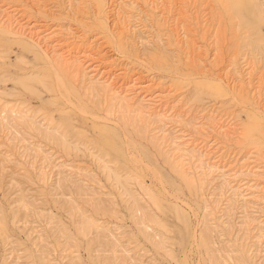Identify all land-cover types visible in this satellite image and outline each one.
<instances>
[{"label":"rangeland","instance_id":"obj_1","mask_svg":"<svg viewBox=\"0 0 264 264\" xmlns=\"http://www.w3.org/2000/svg\"><path fill=\"white\" fill-rule=\"evenodd\" d=\"M77 1L0 0V13L37 32L73 29L81 45L95 46L80 54L86 79L103 73L117 86L150 87L139 98L164 97L155 106L173 108L181 124L163 126L168 137L191 134L182 146L204 144L198 152L207 150L209 167L227 174L261 167L264 187V0H167L171 27L140 3L127 43L110 34L111 0ZM6 35L0 31V264H264V237L255 242L260 227L264 233V193L245 202L221 194V173L177 168L173 146L155 144V125L83 81L72 52L78 42L54 66L38 47L23 46L29 38ZM233 67L250 74L244 93L217 79ZM211 115L230 129L193 135L194 118Z\"/></svg>","mask_w":264,"mask_h":264},{"label":"bare ground","instance_id":"obj_2","mask_svg":"<svg viewBox=\"0 0 264 264\" xmlns=\"http://www.w3.org/2000/svg\"><path fill=\"white\" fill-rule=\"evenodd\" d=\"M79 1H77V2H79ZM74 2H75V0H69V3H70L69 5L71 6V8L73 5H75ZM167 2H168L167 0H111L110 7H111V12L114 15V19H113V23L115 25L114 30H116V36L114 34V30L111 31L112 32V33H110L111 36L113 37V39L115 38L117 41H120V40L123 41V39L127 37L128 33L131 34L136 30V28L138 27L136 23L139 24L140 23L139 19H141V18L140 17L135 18L133 13H137L136 15H138V16L141 15L142 11L140 9V3L142 5L145 4L146 6H148L150 8V11H151L150 17L154 18L155 14L157 12L161 13L162 17H160L158 19L159 25L171 27V21L168 19L169 16L166 17L163 14L164 13L163 11L165 10L166 7L164 6L165 8L164 9L162 8V6L166 5ZM81 3L84 4V1H81ZM78 6H77V10L79 8ZM74 8H73V10H74ZM166 9H168V8H166ZM84 12H85V9H84ZM84 12L82 11V13H80V12L78 13V15H80L79 17H81L80 19H82V20L85 17H87V16H85ZM166 12L169 13L170 12L169 9ZM108 20H109V18H108ZM21 22L17 18L9 17V15L6 16L5 13L3 15L0 13V31L4 32L5 34H7L9 36H18V37L29 38L31 41L30 42H23L22 43L23 46H25L27 48H32L34 46L38 47V49H40L39 51H41V58H44L46 56L49 64H52L54 66L55 65L57 66L58 65L57 63H59L60 60H64V61L66 60L67 54L63 51L65 47L70 46L73 42L79 43V41L81 42L83 39V38L79 39L81 37H78L75 35L76 33L75 34L73 33V31H72L73 29H70L72 26L69 28L70 30H68L66 32H64L65 30H61V29H52L51 30L50 28L49 29L46 28V30H44L42 32H37L36 30L34 31L32 28H29L27 25L25 26L24 25L25 23L23 24ZM109 29H111V26ZM184 30H182V32ZM179 33H181V32L179 31ZM12 40H13V38H12ZM128 40H130V39H128ZM185 40L183 41V44L187 43V42H185ZM127 41L125 42V39H124L125 43H127ZM76 45H77V43H76ZM78 45L79 46L74 47L72 52L75 53V57H76L75 62H76V65L78 66L77 71H79V73H81L82 78L84 77L83 81H89L92 88L94 87V85H98L99 86L98 88L101 87L100 91L103 90V91H105L104 93L110 92L111 95H113L115 97L117 103L120 105L118 107L122 108V112H124L128 115L132 114V116L135 115L134 116L135 118L139 117V119H140V120L138 119L139 121H143V122L147 123L149 126L155 125L154 129H156V132L161 133V136L159 138L160 141H159V139L156 140L155 144L163 146L164 148H170L173 146V153L169 157L170 158L172 157L173 159L180 158V160L178 159L179 161H176V167L177 168L181 167V169H183L184 172L196 173V174H199L200 176H203V178L206 176L218 174V173L220 175V173H221V176L223 177V182H224L223 183L224 185L222 184L223 187L220 188L221 194H223L225 192V190H227V192H230L231 196H234L237 198L240 197L245 202L249 201V199L252 198L256 194H263L264 193V187L260 186V184H262L261 183L262 177L260 175V168L261 167L256 168V167L250 166V163L248 165L243 164L242 166L240 165V167L237 169V171L240 170V174H237V172H235L234 169H228V170H230L231 173L227 174L224 171V168L218 167V165H217V167H215V166L209 167L210 165L207 162L209 160V157L206 154V153H208L207 150L205 151L206 153H203V151L198 152L201 148H203L204 144L203 145L201 144V146H200V144H194V142L192 141V143L190 142L191 143L190 146L188 143H187L188 145L184 144L182 146V143H181V142H183L182 140L191 139V136H192L191 134L189 135L188 133L180 132V135L168 137V135H166V130L163 129V126L166 127L167 125H169L171 123H174V122L178 123L179 121H177L176 113H174L173 108H163V106H161V107L155 106L154 103L165 101L164 97H161V98L157 99L156 101L151 99L150 97L148 98L147 97L148 94L143 95L142 98H139L138 92H137L138 89L143 90L142 93H147V92L151 91V90L149 91L150 87L145 88L146 85L142 86L141 83H139L138 81H137L138 83L133 82V80H132V82H133L132 86L129 85L130 87H127V86L124 87L123 85L117 86V82L116 83L114 82L113 77H109L106 75L107 77L105 78V76H102L103 73L102 74L100 73L101 75H99V77L93 76V77H89L86 79L87 68H84L85 65L83 64V61L81 60L82 56L80 54L81 53L94 54V51H96V50H94L95 46H91L90 44L87 48H85L84 44L81 45L79 43ZM81 46H83V47H81ZM69 54H71V53H69ZM71 55H73V54H71ZM84 55H86V54H84ZM86 57H90V55H88ZM73 58H74V56H73ZM94 60H95V58H94ZM94 60H92V61H94ZM67 62H69V61H67ZM65 63H66V61H65ZM70 64H71V62H70ZM70 64H68V65H70ZM86 65H87V63H86ZM54 66H52V67H54ZM65 67H66V65H65ZM91 67L94 68L93 66H91ZM91 67H89V68H91ZM97 71H98V69H97ZM94 72H96V71H94ZM231 72H232V75H231ZM91 75H92V73H91ZM247 75H248V77L245 78V76H242L239 73V71H237V68L233 67L230 70L228 69V71L224 74L219 73L217 76V79L219 77L221 79V82L223 81V83H225L227 85V87H229V89L232 92L239 90V92L244 93L245 88H246L245 80L250 79V74L248 73ZM232 76H233V78H232ZM213 77H215V76H213ZM57 78H58V82L60 84V87H62L64 89V91L66 92V95H67L69 93L68 87L63 83V81L59 77L58 73H57ZM226 85H225V87H226ZM60 87H59V89H60ZM253 96L255 98L258 97L255 94ZM157 98H158V96H157ZM135 99H137L139 101V105L137 107L135 106L136 108L133 109L132 105L130 103L134 102ZM69 100H70V98H69ZM112 100H114V99H112ZM130 101H132V102H130ZM72 103H74V102H72ZM75 107H76V105H75ZM119 111H120V109H119ZM111 115L114 116V114H111ZM143 122H141V123L143 124ZM179 124L180 123H178V125ZM228 124L229 123L223 125V122H221L220 119H218L217 117H214L213 115L209 116L207 119H205L204 116H201V117H195L194 118V122L189 124V125H191L189 130L194 131L193 135L205 137V134L209 133L210 131H214V130L218 131V129L228 127L227 126ZM220 134H224V136H226V135L228 136L229 130H226L225 133L220 132ZM23 139H25V138H23ZM21 141H24V140H21ZM183 143H185V142H183ZM199 143H201V142H199ZM197 147H199V148L197 149ZM189 148L192 150L188 151ZM47 159L45 158V160H47ZM130 160L131 159H129V161ZM195 163H197V164L195 165ZM213 164H215V163H213ZM227 206L225 208H228ZM202 218H203L204 225L206 227H210L212 225V219H211V217H209L208 212L207 213L205 212L203 214ZM258 224H259V222H258ZM246 227H247V229H249L250 223H246ZM259 230H260L259 231L260 236L258 237V239H255V242H257V243H261L263 241V237H264V233L262 232L261 227L259 228ZM112 237H113V235H112ZM115 240L117 241V238H115ZM122 251H126V250L124 249ZM128 257H130V256L128 255Z\"/></svg>","mask_w":264,"mask_h":264}]
</instances>
